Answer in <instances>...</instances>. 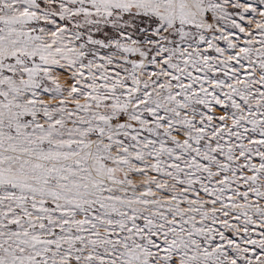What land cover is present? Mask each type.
Masks as SVG:
<instances>
[{"label":"snow or ice","instance_id":"obj_1","mask_svg":"<svg viewBox=\"0 0 264 264\" xmlns=\"http://www.w3.org/2000/svg\"><path fill=\"white\" fill-rule=\"evenodd\" d=\"M0 264H264V0H0Z\"/></svg>","mask_w":264,"mask_h":264}]
</instances>
